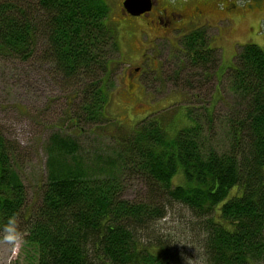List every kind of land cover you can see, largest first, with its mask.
<instances>
[{
  "label": "trees",
  "instance_id": "obj_1",
  "mask_svg": "<svg viewBox=\"0 0 264 264\" xmlns=\"http://www.w3.org/2000/svg\"><path fill=\"white\" fill-rule=\"evenodd\" d=\"M109 12L104 0H0V59L47 64L51 81L72 93V99L66 95L67 123L79 130L101 127L104 119L108 50L118 41ZM206 30L186 34L177 56L176 73H186L192 97L198 96L191 80L207 77L201 86H209L220 66ZM242 49L220 75L235 95L222 119L223 151L206 143L204 125L215 122L213 110L207 122L202 113L172 136L162 121L142 120L102 162H89L75 140L56 132L47 146V181L29 209L26 186L12 165L14 159L19 164L18 149L0 131V235L14 218L24 244L37 254L35 264H182L172 237L155 232L178 203L192 213L188 224L206 264H260L264 50L255 44ZM176 177L181 184H174ZM130 178L142 180L143 198H124ZM235 187L239 195L228 200Z\"/></svg>",
  "mask_w": 264,
  "mask_h": 264
},
{
  "label": "rangeland",
  "instance_id": "obj_2",
  "mask_svg": "<svg viewBox=\"0 0 264 264\" xmlns=\"http://www.w3.org/2000/svg\"><path fill=\"white\" fill-rule=\"evenodd\" d=\"M104 1L110 7L109 22L116 27L118 41L108 50L110 73L105 87L107 101L101 127L90 125L79 130L67 123L70 101L67 96L72 99V93L70 90L66 93L63 87L51 81L52 78L45 71L48 70L47 64H41L37 59L29 63L0 59V131L18 149L19 164L14 159L12 165L26 186L29 209L38 202L39 188L47 181V146L56 132L75 140L89 162H102L106 157L115 156V151H119L116 141L133 136L144 119L152 117V120L162 121L172 136L192 126V120L199 121L202 113L206 115L204 120L207 122V115L213 110L215 122L204 125L208 139L206 143L218 151L225 150L227 127L222 119L235 95L225 75H220L224 68L227 70L234 66L245 44H255L264 50V19L259 25V18H256L257 26L252 33L250 28L256 23L253 14L247 11L248 6L243 5L246 0H232L240 8L230 9V12L225 6L218 8L216 4L219 0H196L209 4L207 20H202L196 28L207 29V37L217 49L216 54L220 59L218 73L212 83L202 87V80L205 81L207 77L191 80V83L195 82L194 94L198 96L192 97L195 95L188 94L191 90H185L186 73L183 72L182 78L176 73L179 66L177 56L182 51L181 42L194 26L184 30L183 35L179 33L163 39L154 40L155 34L150 30L148 38L142 35L143 43L148 44V58L151 59L146 64L148 77L144 75L140 83L131 81L128 73L135 67L137 57L142 54L138 51L143 47L134 54L131 41L129 43L126 38L128 31L118 22L119 1ZM22 108H26L27 112ZM190 114L192 117H189ZM181 180L176 177L174 184H181ZM124 186L125 199L132 201L144 197L146 189L141 179L130 178ZM239 193V188L235 187L228 200ZM172 206L166 219L156 226L160 233L156 228L155 232L172 237L173 248L182 257V264H187L189 258L191 264H206L188 224L193 221L192 213L181 204ZM32 261L31 264L36 263L37 254L24 244L23 238L15 245L0 240V264H30Z\"/></svg>",
  "mask_w": 264,
  "mask_h": 264
},
{
  "label": "flooded vegetation",
  "instance_id": "obj_3",
  "mask_svg": "<svg viewBox=\"0 0 264 264\" xmlns=\"http://www.w3.org/2000/svg\"><path fill=\"white\" fill-rule=\"evenodd\" d=\"M118 1V22H121L120 25L122 28L128 31L126 38L129 40V43L131 41L134 54L143 47V50L140 49L138 51V53L142 52V54L137 57L138 61L135 63V67L128 73L130 80H136L138 83L141 82V78L144 75L148 77L146 64H148V59H150L148 58V44L143 43L141 36L145 34L148 38V30L155 34L153 35L154 40L163 39L165 36L170 35L177 36L179 33L183 35L182 32L184 30L192 26L196 28L202 20H207L206 12L209 7V4L205 1L151 0L152 9L150 12H146L140 16H134L124 7L126 0ZM249 2H252V4H249ZM216 5L220 9L225 6L224 8L228 12H230V9L240 8L238 3H233L232 0H219ZM243 5L248 6L247 11L253 14L255 23L256 18H259V25H261L264 19V0H246L243 2ZM255 26H257V23L250 28L252 33L255 31ZM137 45L139 46L138 48ZM260 264H264V260Z\"/></svg>",
  "mask_w": 264,
  "mask_h": 264
},
{
  "label": "clouds",
  "instance_id": "obj_4",
  "mask_svg": "<svg viewBox=\"0 0 264 264\" xmlns=\"http://www.w3.org/2000/svg\"><path fill=\"white\" fill-rule=\"evenodd\" d=\"M22 238L21 233L17 230L14 218H10L8 224L4 226L3 234L0 235V240L5 243L15 245ZM187 264H191V259H187Z\"/></svg>",
  "mask_w": 264,
  "mask_h": 264
},
{
  "label": "water",
  "instance_id": "obj_5",
  "mask_svg": "<svg viewBox=\"0 0 264 264\" xmlns=\"http://www.w3.org/2000/svg\"><path fill=\"white\" fill-rule=\"evenodd\" d=\"M124 7L134 16H140L152 9L151 0H126Z\"/></svg>",
  "mask_w": 264,
  "mask_h": 264
}]
</instances>
